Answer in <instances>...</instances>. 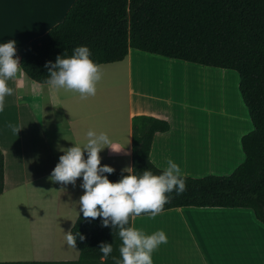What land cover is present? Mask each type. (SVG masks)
Wrapping results in <instances>:
<instances>
[{
    "label": "crops",
    "instance_id": "0c3cea01",
    "mask_svg": "<svg viewBox=\"0 0 264 264\" xmlns=\"http://www.w3.org/2000/svg\"><path fill=\"white\" fill-rule=\"evenodd\" d=\"M37 4L41 7L36 8ZM70 4V0H0V43L14 40L17 57L22 45L61 21ZM135 63L148 65V72L160 77V84L156 86L158 91H154L152 84L148 90L127 86L125 103L119 110L107 113H80L75 109L90 96L82 99L78 93L37 84L21 71L15 80L8 81L13 95L5 97L4 111L0 112L3 159L0 224L14 221L18 228L27 231L28 240L29 232L40 228L43 222L52 232L63 234L59 239L62 243L56 239L54 257L31 256L28 261H75L78 257L77 249L67 245L65 233L81 212L78 201L83 194L82 178H78L75 185H64L49 177L63 154L60 149L82 146L88 130L109 136L114 151L105 147L99 156L101 166L108 165L114 172H123L130 167V118L134 115L151 116L169 125L166 132L155 133L151 141L149 160L157 169L164 170L167 160L172 159L180 166L183 177L227 176L242 162L239 140L252 130L250 122L249 129L247 125L245 129L248 131L240 133L239 129H224L220 121H215L219 114L225 117L221 110L210 114L214 119L210 125L205 124V117L201 124L199 117L180 112L189 100L185 95L190 96L193 89L205 87L208 82L223 80L222 73L227 70L166 59L134 49H128L122 61L100 67L122 70L125 67L127 83L133 85ZM64 104L66 108L72 106L74 109L66 112ZM177 112L181 118L179 122ZM191 121L194 127L188 125ZM9 124L19 128L18 133H14ZM33 214L38 215L34 216V221L30 217ZM246 222L253 227L256 237L248 244L251 262H246L245 256ZM130 226L145 234L159 229L165 232L167 243L153 252V264H264V240L261 238H264V227L255 221L248 209L181 207L162 211L155 218L149 215L135 217L130 219ZM236 234L237 241H231ZM13 238V235L4 236L2 240L11 245ZM4 256L0 254V263L24 260L5 259Z\"/></svg>",
    "mask_w": 264,
    "mask_h": 264
},
{
    "label": "trees",
    "instance_id": "16d2710c",
    "mask_svg": "<svg viewBox=\"0 0 264 264\" xmlns=\"http://www.w3.org/2000/svg\"><path fill=\"white\" fill-rule=\"evenodd\" d=\"M86 46L98 65L120 62L128 49L185 63L233 71L237 92L252 130L241 136L242 162L227 176L183 177L186 191L167 193L163 211L181 207L248 209L264 227V0H73L58 23L17 51L21 72L46 84V62L71 56ZM166 121L151 116L130 118L131 164L134 174L150 170L153 135L166 132ZM111 182L124 172L105 173ZM3 159L0 152V194ZM148 215V214H141ZM130 226V221L129 225ZM77 236L75 261L2 262L0 264H114L120 259L118 228L80 212L69 229ZM68 231V232H69ZM112 244L105 260L99 244Z\"/></svg>",
    "mask_w": 264,
    "mask_h": 264
},
{
    "label": "clouds",
    "instance_id": "9594fccd",
    "mask_svg": "<svg viewBox=\"0 0 264 264\" xmlns=\"http://www.w3.org/2000/svg\"><path fill=\"white\" fill-rule=\"evenodd\" d=\"M16 42L8 40L0 43V112L4 111L5 97L13 95V89L8 86L9 80H15L21 71L19 58L16 54ZM91 52L86 46H78L71 56L64 53L57 56L55 63L46 62L48 79L45 83L55 90L64 89L75 92L82 99L96 94V85L102 78L100 65L91 59ZM14 133L19 128L9 124ZM112 141L109 136L93 130L86 133V142L61 148L59 162L53 168L49 179L64 185H75L82 178L80 187L83 194L78 204L83 217L86 219L102 220V227L118 228V236L122 241L119 246L120 259L113 257L114 264H153L152 254L161 244L167 243V236L162 229L152 234L129 225L130 219L148 214L155 218L169 202L167 193L175 192L181 195L186 191V182L182 178L180 166L172 159L167 160V167L161 174H153L144 170L142 174H134L131 167L122 171L116 182H111L105 173L112 174L115 170L101 166L99 153L108 147L112 151ZM85 153L86 158H85ZM77 236L83 242L85 237L69 231L65 233L67 245L75 248ZM99 250L106 260L113 252L112 244L101 242Z\"/></svg>",
    "mask_w": 264,
    "mask_h": 264
},
{
    "label": "rangeland",
    "instance_id": "374dc122",
    "mask_svg": "<svg viewBox=\"0 0 264 264\" xmlns=\"http://www.w3.org/2000/svg\"><path fill=\"white\" fill-rule=\"evenodd\" d=\"M71 2L73 0H70ZM41 7V5L36 6ZM143 65V66H142ZM133 85L128 82L126 70L124 69H102V78L96 85V94L94 96H90L83 103H80V107L75 110H79V112H93V113H107L108 111H116L119 110V107L125 103L126 101V87L130 86L132 89L138 90H148V88L152 84L154 91H158L156 86L160 84V77L157 74L148 72V65L141 63V65L135 63L133 66ZM227 73H222L223 80L221 81H212L208 82L205 87H199L193 89L190 92V96H186L189 100L187 103L180 108V112H185L187 116L191 117H199L201 119L205 117V121L208 125L214 121L213 117L210 115L214 112L220 110L224 112V116L220 114L217 115L215 121H220L219 124H222V128L226 129L227 127L232 130L239 129L240 133L247 132L249 129V121L246 115V111L241 103L239 94L237 92V75L236 73L226 71ZM221 82H224L223 85ZM64 108H66L64 104ZM74 109L72 106L70 108H66V112L72 111ZM178 111V110H177ZM55 115L57 112L55 111ZM178 122L181 118H179V114L177 112ZM222 121V122H221ZM189 126H195L194 122L188 123ZM198 126L199 123L197 122ZM246 125L248 126L247 131ZM216 128L220 125H215ZM247 134V133H246ZM20 214V213H19ZM34 216H38L37 214H33L30 217L34 221ZM1 222V221H0ZM38 223V221L36 222ZM46 223H40V228H35L33 232H29L30 239L28 240L27 231L18 228L15 225L14 221L9 223H5V225L0 224V249L2 255H5V259H24V262L28 261L32 257L43 258V257H54L57 246L56 239L58 238V242L61 238V231L52 232L50 228H48ZM44 226V227H43ZM14 233V234H13ZM51 233H54L55 236L54 242L52 241ZM13 235V241L10 242L9 245L7 242H4L2 239L4 236ZM245 239H246V262L249 261L248 257V244L252 241H255L254 229L253 227L246 222L245 223ZM240 234V239H241ZM54 238V237H53ZM237 234L235 239L237 241ZM261 238L264 240L263 236ZM0 253V254H1ZM241 258H243L242 252L240 253ZM231 258L234 257L233 254L230 255ZM18 261V262H23ZM57 261V260H54ZM16 262V261H14ZM242 264V262H241ZM253 264V263H252Z\"/></svg>",
    "mask_w": 264,
    "mask_h": 264
}]
</instances>
